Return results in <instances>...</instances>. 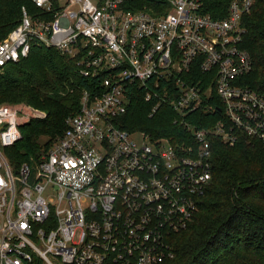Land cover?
I'll use <instances>...</instances> for the list:
<instances>
[{"label": "built area", "instance_id": "1", "mask_svg": "<svg viewBox=\"0 0 264 264\" xmlns=\"http://www.w3.org/2000/svg\"><path fill=\"white\" fill-rule=\"evenodd\" d=\"M57 1L32 0L53 19L23 9L0 43V70L38 43L78 59L101 89L84 93L50 149L21 164L7 152L30 114L0 105V264L35 256L46 264H162L212 179L209 138L264 142V97L240 83L253 69L241 41L242 16L255 0L234 1L224 20L202 15L200 0H170L161 16L133 11L129 0ZM137 88L152 114L170 106L182 117L204 111L222 119L202 130L181 120L197 146L151 142L115 124Z\"/></svg>", "mask_w": 264, "mask_h": 264}, {"label": "trees", "instance_id": "2", "mask_svg": "<svg viewBox=\"0 0 264 264\" xmlns=\"http://www.w3.org/2000/svg\"><path fill=\"white\" fill-rule=\"evenodd\" d=\"M234 1L239 0H200L201 14L227 19ZM126 5L156 16L171 10L170 0H129ZM23 9L33 18L53 19L32 0H0V43L19 26ZM242 26L241 48L250 54L253 69L240 83L264 97V0L254 1L242 16ZM98 89L100 83L83 75L78 59L38 43L27 57L0 70V105L25 103L46 115L22 126V140L8 150L9 159L21 164L50 149L68 130V120L79 114L84 93ZM152 110L153 103L137 88L131 91L126 114L115 124L131 133H144L151 142L168 140L186 148L197 143L195 132L182 119L198 130L222 119V113L204 111L182 117L170 106L154 114ZM42 138H48L45 146ZM209 141L212 179L198 199L199 211L188 229L171 237L173 258L162 264H264V142L242 135L234 145L218 136ZM29 264L46 263L35 256Z\"/></svg>", "mask_w": 264, "mask_h": 264}, {"label": "rangeland", "instance_id": "3", "mask_svg": "<svg viewBox=\"0 0 264 264\" xmlns=\"http://www.w3.org/2000/svg\"><path fill=\"white\" fill-rule=\"evenodd\" d=\"M94 3H96L98 0H92ZM19 105H24L23 107L25 108V107H27V108H25L26 109V111L30 114V116L28 117V118H30V120L28 121V122H30L31 120H33V119H40V118H44V117H46V115L44 114V112H42V111H40V110H38V109H35V108H33L32 106H30V105H27V104H25V103H22V104H19ZM47 141H48V138H42V140L40 141V142H42L41 144H42V146H45V144L47 143ZM40 142H39V144H40ZM40 144V145H41ZM52 195L53 196H55V193L54 192H52ZM55 204L57 205V202H55Z\"/></svg>", "mask_w": 264, "mask_h": 264}]
</instances>
